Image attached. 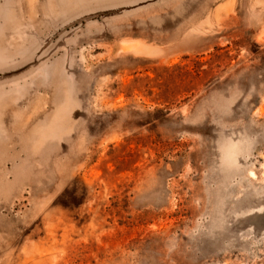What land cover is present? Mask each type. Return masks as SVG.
Instances as JSON below:
<instances>
[{"label":"rangeland","instance_id":"obj_1","mask_svg":"<svg viewBox=\"0 0 264 264\" xmlns=\"http://www.w3.org/2000/svg\"><path fill=\"white\" fill-rule=\"evenodd\" d=\"M16 1L0 264H264V0Z\"/></svg>","mask_w":264,"mask_h":264},{"label":"crops","instance_id":"obj_2","mask_svg":"<svg viewBox=\"0 0 264 264\" xmlns=\"http://www.w3.org/2000/svg\"><path fill=\"white\" fill-rule=\"evenodd\" d=\"M12 2H15V4H12ZM16 4V0H0V36L8 30L7 23L12 24L9 28L11 32L17 30L16 23L20 21L19 16L21 15L18 13L20 9H18ZM7 19H9L8 22Z\"/></svg>","mask_w":264,"mask_h":264},{"label":"water","instance_id":"obj_3","mask_svg":"<svg viewBox=\"0 0 264 264\" xmlns=\"http://www.w3.org/2000/svg\"><path fill=\"white\" fill-rule=\"evenodd\" d=\"M75 23H76V21H73V22L67 24L66 26H64L61 30H65V29L69 28L70 26L74 25Z\"/></svg>","mask_w":264,"mask_h":264}]
</instances>
